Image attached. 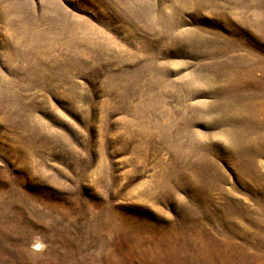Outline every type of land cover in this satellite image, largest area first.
I'll return each mask as SVG.
<instances>
[{
	"label": "rangeland",
	"instance_id": "1",
	"mask_svg": "<svg viewBox=\"0 0 264 264\" xmlns=\"http://www.w3.org/2000/svg\"><path fill=\"white\" fill-rule=\"evenodd\" d=\"M0 264H264V0H0Z\"/></svg>",
	"mask_w": 264,
	"mask_h": 264
}]
</instances>
